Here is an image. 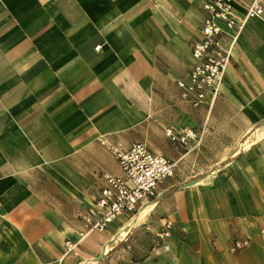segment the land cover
<instances>
[{"label":"crops","instance_id":"obj_1","mask_svg":"<svg viewBox=\"0 0 264 264\" xmlns=\"http://www.w3.org/2000/svg\"><path fill=\"white\" fill-rule=\"evenodd\" d=\"M204 1L0 0V264H264V1L194 107L177 81ZM169 127L203 135L175 144ZM134 142L174 175L79 238L103 174L121 175L110 147Z\"/></svg>","mask_w":264,"mask_h":264},{"label":"built area","instance_id":"obj_2","mask_svg":"<svg viewBox=\"0 0 264 264\" xmlns=\"http://www.w3.org/2000/svg\"><path fill=\"white\" fill-rule=\"evenodd\" d=\"M264 0H205L204 12L199 28V37L191 47V64L187 78L178 79L180 97L191 106L201 105L207 96L213 103L220 92L224 72L230 63L236 34L239 30L238 20L259 17L263 12ZM243 9V16H235V7ZM227 38V46L223 41ZM98 46L96 50H98ZM165 134L170 141L186 145L193 139L196 144L202 138V131L193 129L167 128ZM102 143H105L102 140ZM194 148V145H191ZM121 169V175L103 174L105 185L102 187L94 205L82 215L83 229L79 238L91 231H103L119 215H133L139 206L156 194V189L165 179L175 172V161L155 154L145 143L134 142L126 150L110 147ZM172 224L166 222L158 231L160 239L170 236ZM263 232V231H261ZM74 243L66 242L67 250ZM248 245V239H235L231 250H239Z\"/></svg>","mask_w":264,"mask_h":264},{"label":"bare ground","instance_id":"obj_3","mask_svg":"<svg viewBox=\"0 0 264 264\" xmlns=\"http://www.w3.org/2000/svg\"><path fill=\"white\" fill-rule=\"evenodd\" d=\"M145 212H146V211H145ZM145 212H144V213H145ZM134 219H135V218H134ZM138 219H139V218H138ZM135 220H136V219H135ZM138 221H139V220H138Z\"/></svg>","mask_w":264,"mask_h":264},{"label":"water","instance_id":"obj_4","mask_svg":"<svg viewBox=\"0 0 264 264\" xmlns=\"http://www.w3.org/2000/svg\"><path fill=\"white\" fill-rule=\"evenodd\" d=\"M194 182V181H193ZM193 182H191V183H193ZM191 183H188V184H191Z\"/></svg>","mask_w":264,"mask_h":264}]
</instances>
